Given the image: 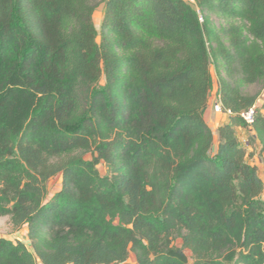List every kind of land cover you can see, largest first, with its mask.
<instances>
[{
    "label": "trees",
    "instance_id": "1",
    "mask_svg": "<svg viewBox=\"0 0 264 264\" xmlns=\"http://www.w3.org/2000/svg\"><path fill=\"white\" fill-rule=\"evenodd\" d=\"M103 4L0 0V264H264V0Z\"/></svg>",
    "mask_w": 264,
    "mask_h": 264
},
{
    "label": "rangeland",
    "instance_id": "2",
    "mask_svg": "<svg viewBox=\"0 0 264 264\" xmlns=\"http://www.w3.org/2000/svg\"><path fill=\"white\" fill-rule=\"evenodd\" d=\"M98 4V8L94 14V23L98 31L100 30L102 20H103V1L104 0H94ZM188 4L194 5V0H184ZM213 79H214V89L211 93V101L209 107L211 108L217 101H218V95H217V89H218V82L216 78V74L214 70L212 69ZM260 91L258 86H244L243 92L245 95H255ZM260 99L264 98V90L260 92ZM205 120L211 125L209 122V116L205 118ZM213 126V125H212ZM215 129V128H214ZM239 140L241 141V144L247 148L248 151V162L250 165L255 166L258 169V175L262 179L264 183V167L262 165V159L260 157V150L258 144H252L249 145V142L252 138V135L248 131H239ZM217 144V138H215V145ZM86 159H91V156H87ZM100 174L102 176L109 175V169L106 167V165L102 164L100 166ZM62 186V178L61 176H57L53 178L49 183V197H52L54 194H56ZM261 199L264 200V193L261 196ZM21 230H15L13 226L10 223L9 217H0V237L6 238L9 240H21L26 241L24 239V236L21 235ZM178 246H181V241L178 240L176 242ZM191 256V255H190ZM130 263L135 264V258L131 255ZM192 262V260H191Z\"/></svg>",
    "mask_w": 264,
    "mask_h": 264
},
{
    "label": "crops",
    "instance_id": "3",
    "mask_svg": "<svg viewBox=\"0 0 264 264\" xmlns=\"http://www.w3.org/2000/svg\"><path fill=\"white\" fill-rule=\"evenodd\" d=\"M207 116H209V122L211 123V125L207 121L206 122L208 123L209 127L213 131H216L218 126L222 125L223 123H225L227 121V117L226 116H224V115L221 116L218 113L214 112L213 106L211 108L208 107V109H207V111L205 113V118ZM20 232H21V235L24 236V239L27 240V228H25V227L22 228Z\"/></svg>",
    "mask_w": 264,
    "mask_h": 264
},
{
    "label": "built area",
    "instance_id": "4",
    "mask_svg": "<svg viewBox=\"0 0 264 264\" xmlns=\"http://www.w3.org/2000/svg\"><path fill=\"white\" fill-rule=\"evenodd\" d=\"M213 110L216 113H221L222 112V106L220 103H215L213 105ZM256 110V106L252 107L251 109H249L248 111H245L241 114V117L244 119V121L248 124V125H253L254 121H255V111ZM230 114V112H228Z\"/></svg>",
    "mask_w": 264,
    "mask_h": 264
}]
</instances>
